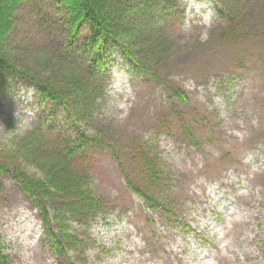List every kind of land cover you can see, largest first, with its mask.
<instances>
[{"label": "rangeland", "instance_id": "rangeland-1", "mask_svg": "<svg viewBox=\"0 0 264 264\" xmlns=\"http://www.w3.org/2000/svg\"><path fill=\"white\" fill-rule=\"evenodd\" d=\"M166 1L167 17L155 10L166 23L171 56L149 60L141 71L106 41L103 93L78 122L95 141L72 166L102 199L99 213H66L58 223L48 209L65 255L54 252L39 211L7 168L0 174L4 264H264V0H236L238 24L251 32L234 43L218 37L226 21L217 5L223 0ZM58 14L51 1L20 2L3 45L58 51L65 38ZM20 55L18 65L33 64L29 54ZM244 116L245 126L234 127ZM28 131L50 148L61 135L76 138L74 123L58 104L43 103L30 80L0 68L1 162H7L13 138ZM139 154L153 161L157 180L149 179ZM7 158L24 161L12 153ZM247 176L254 178L248 181L253 199L239 195Z\"/></svg>", "mask_w": 264, "mask_h": 264}, {"label": "trees", "instance_id": "trees-1", "mask_svg": "<svg viewBox=\"0 0 264 264\" xmlns=\"http://www.w3.org/2000/svg\"><path fill=\"white\" fill-rule=\"evenodd\" d=\"M23 1L0 0V68L30 80L40 89L43 103L58 104L65 119L74 123L76 138L61 135L58 143L50 148L44 138L33 131L17 135L7 146L6 154L20 155L24 161L22 164L13 159L8 161L5 154L7 162L0 161V174L7 168L13 170V178L40 213L51 249L65 255L60 239L53 232L48 209L55 212L56 222L64 223L66 213L94 217L102 208V199L92 192L88 177L73 168L72 161L95 141L83 134L78 122L91 111L103 93L99 81L107 63L106 41L115 43L126 59L137 69L145 71L149 60H160L172 54L166 26H163L166 23L159 19L155 9L158 8L164 17L169 10L161 4L166 0H46L53 2L58 15H62L65 38L58 51L45 53L35 47L20 49L17 45H3L4 39H9L10 20L15 8ZM34 1L43 3V0ZM217 5L226 17L224 25L219 28L220 41L234 43L249 35L251 28L242 29L238 24L236 0H223ZM150 17H158L156 25L151 23ZM24 53L33 59L31 66L18 65L19 55ZM151 76L161 79L152 73ZM164 83L179 100L186 101L185 93L178 86L166 80ZM52 111L51 107L49 114ZM186 134L197 144L190 129ZM139 157L149 179L157 180L153 161L144 154ZM26 168H33L35 172L30 173ZM136 193L149 206L165 210L153 197L139 190ZM165 213L172 217L171 211L165 210ZM65 238L72 237L65 234ZM5 261L0 244V264Z\"/></svg>", "mask_w": 264, "mask_h": 264}, {"label": "bare ground", "instance_id": "bare-ground-1", "mask_svg": "<svg viewBox=\"0 0 264 264\" xmlns=\"http://www.w3.org/2000/svg\"><path fill=\"white\" fill-rule=\"evenodd\" d=\"M244 122H234V123H232L233 124V126L234 127H236L237 129L239 128V129H241L242 127H244L245 125V123H247V121H248V117L247 116H244ZM257 172V171H256ZM236 175L237 174H235V177H236ZM224 176L227 178V181H226V184L227 185H232V179L230 178V176L229 175H227V174H224ZM235 177L233 178V179H235ZM254 178L253 177H245V182H246V187H247V189L242 193L241 192V194H239L240 196H243V197H245V198H249V199H253V195H252V192L250 191V190H248V186H249V184H248V181L249 182H252V180H253ZM234 228V230H240V228L239 227H237L236 225L233 227ZM146 259V256L145 255H143V259Z\"/></svg>", "mask_w": 264, "mask_h": 264}]
</instances>
